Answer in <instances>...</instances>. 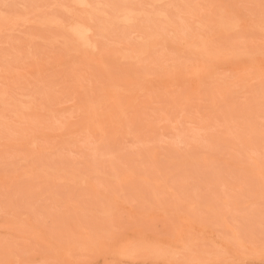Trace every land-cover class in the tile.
I'll use <instances>...</instances> for the list:
<instances>
[{
	"label": "bare ground",
	"instance_id": "1",
	"mask_svg": "<svg viewBox=\"0 0 264 264\" xmlns=\"http://www.w3.org/2000/svg\"><path fill=\"white\" fill-rule=\"evenodd\" d=\"M167 1L171 2V0ZM172 1L174 2V0ZM176 1H179L180 4L182 2L184 3L183 10L185 13H182L185 22L183 21V23L181 22L182 16V18L178 17L180 22L175 21L177 19L176 15L174 19L171 17L172 14H170L166 0H141L139 1L141 4H139V2L137 3L136 0H29L27 2L22 0L20 3H5L2 1L4 3L0 4V85L5 88L0 89V152L5 151L6 153L8 151L11 152L12 149H15L13 151L20 149V151L25 150L29 152V155L25 154V152L24 154L28 157L19 155L14 161L9 154L11 162L10 160L9 162L4 160L8 163L4 164L9 165L10 167L8 166V168L12 169H6V166L4 168L3 163H1L3 166L1 167L0 164L2 169L0 170V182H4L8 177L11 178V176H28V179L46 176L48 173L47 169L51 167L39 163L35 156H40L44 154V152L52 154L58 151L56 148L59 145H78V139L84 137V134L87 138L88 135L89 137L90 135H102L108 136L112 140H118L119 138L129 139L133 131L130 132V130L128 131V129L124 128L125 124H129L136 127L132 134L134 139L135 135H140L141 131H143L142 126L147 125L142 123L143 118L140 115H134L130 112L135 110L132 112L134 113L136 109L144 110V112L147 109L150 110L149 105L152 104V101L148 104H140V102L137 103L135 100L136 95L147 87L149 90L150 87H154L162 92L166 90L169 91L172 86H176L179 87V89L176 88L175 91H183L184 88L187 89V86L189 87L193 84L195 86L197 84H203L204 87L205 84H207L210 86L209 88L207 86L210 90L204 98L206 102H204L203 95H201L202 98H199L202 99L204 103H208V108L212 110L210 113L213 114V116L210 114L209 116L211 117L207 116L208 119L214 118L215 120L218 118V120H221L220 117H217V114H215V111H219L217 100L224 101L231 105L234 103L230 106L231 108L228 111L224 109L225 113L222 114V116L218 113L223 118L226 117L227 112L229 113L227 118L223 120L224 124L222 125H225V128L222 126V128H224L221 129L222 131L215 132L217 130L216 127L214 133H210L208 138L224 145L237 141L235 145L238 146L239 151L244 154V159L240 160L244 176H258V180L260 179V184L262 185L257 182V188L252 190H259L264 194V182H261L262 179L264 180V159L251 155L249 152L250 149L254 148L264 150V122L259 125L255 122L244 120V117L252 115L251 113L254 114L252 116H262L264 118V92L260 90L256 82L259 78H263L264 80V0H202L203 12L199 9L201 4H198V0H195V2L198 4L197 8L199 10L195 8L196 6L194 7L196 4L191 5L188 3V0L187 2L184 0H175V3ZM143 2H146L145 5H142ZM171 4L169 3V5ZM180 4H178V9L181 7ZM173 7L176 8V6ZM175 8H172V11H174ZM182 13L178 15H182ZM158 23H162L164 26ZM22 29H34L37 32L31 35H29V32L27 33V42L29 44H25L28 58L26 60L29 61L30 68L24 67V70L21 69L19 61L15 60L18 59V57L15 58L14 56L15 59L10 61L18 62L17 65L20 69L16 65V68H18L16 70L14 66L12 67L11 62L7 65L6 61H9L2 60L6 58L12 59L13 56L10 57L9 55L12 53H14L13 55L20 54H18V51L16 52L15 49L11 50L10 47L15 48V46L18 45H13L12 37L14 32L17 33V31H21ZM24 30L22 32H24ZM121 30H124V32L126 31L127 33L125 32V34L130 32L131 37L127 35V38L131 39L127 41L126 37H120L119 34L118 37L115 36L117 40L120 37L119 41L115 39L117 45L115 41L110 45L112 41L110 42V40L107 39L109 41L108 45L105 41L106 37L111 39V37H113V32L114 34L119 31L122 33ZM236 33H240L246 37L254 36L257 38V42L260 41L259 39H262L261 41L263 44H260V42L258 44L257 42L246 44L242 41L231 40V37H233L232 35ZM115 35H118V33ZM36 41L40 42L39 44H44V46H50L52 49L55 47L58 48L59 51H62V53L64 52V58H60L61 60L59 59L58 61L55 59V56L58 59L63 55H60L58 51H56L58 53L57 55H55V52L54 57L40 55L41 53L35 52L33 46H30V44H35ZM7 49L11 52L9 53ZM157 49L160 50V53L164 50L168 53L169 51L176 52L179 57L175 55L174 59L173 56L171 57L172 53L170 52L171 54H169L168 57L173 58L172 60L169 58V61H171L169 64L170 66L168 64L167 66L163 65L166 61L163 59V63L158 61L157 64V61H155L150 54L152 51L153 54H155L154 50ZM43 54L45 53L43 52ZM48 54L52 55L50 52H48ZM148 55L152 59L149 58L151 62L148 59L150 63L147 64L149 66L144 65L145 70L148 67H152L153 70L158 68L157 70L159 71L157 72H160V75L158 74L157 77L150 76L149 78L148 76L144 78L142 76L144 70L143 72L141 71L143 68L140 70V65L134 68L139 69L141 72L138 70H136L135 73L134 70L133 73L126 71V68L129 67L132 60H136L138 57L145 58V56L148 57ZM163 55L165 56L166 53L164 52ZM19 60L21 62L22 59L20 58ZM142 60L145 61V59ZM134 63H132V65H135ZM142 63L144 62L142 61ZM154 63H156L157 67ZM86 64L97 71L95 74H89L90 76L85 73V75L89 76L92 84L93 82L95 83V85L93 84L94 88L96 86L97 92L99 93L98 98L95 100L92 98L97 97V94L91 98V100H94L92 102L83 104V102L79 103L78 101L80 104L78 105L77 102L74 101L76 105L72 101L65 102L62 98L60 99L61 96H58V94L52 95V93L58 92L54 89L55 86H53L55 85V83L53 84L54 79H52L53 81L51 83L53 92L51 91L52 87L50 89L48 88L50 93H48L49 90L47 92V89H43V94H38L36 92L22 94V92L18 93L15 90V88L18 87L17 84L14 85L15 78L19 80L22 79L25 81L22 83L25 84L29 81L30 85L27 82L28 85L26 84L25 87L32 90L35 87V83L40 84L36 76H38L37 78H39V76H44L41 77V79L39 78V80L42 81L46 78L45 76L48 77L50 74H54L55 69L56 71L57 69L65 70V68L69 66V68H71L72 66L76 67L79 65H84L86 67ZM122 64H128V66L125 67L124 65L120 67ZM111 65L112 67L114 65V67L119 66V68H122L121 71L124 70L120 74L119 70L117 71L118 73H111ZM82 67L79 66L78 70H80L81 73H84V70L86 72L85 67ZM141 67H143V65ZM72 68L74 69V67ZM150 68L148 69L149 73L150 71L154 72ZM81 69H84L83 72ZM52 70L54 72H49L50 74L48 75V71ZM59 70L57 72H60ZM216 71H219L217 73H220V71L229 72L232 77H229L230 79H222L218 78L221 74H217L218 79H216L214 78V75L216 76L214 72ZM137 73H141L139 76H142V79H140V77L139 79L142 80V87L137 85ZM149 73L146 75H149ZM68 74H66V76ZM61 75H64L63 78H66L65 74H60V76ZM150 75H152V73H150ZM231 75L225 74L226 77ZM62 76L58 78L63 79ZM68 76L67 78L70 79ZM79 77L82 79V75L76 76L78 81H80L78 79ZM83 77H85L84 74ZM233 77L234 79H232ZM30 78L32 79L31 81ZM58 78H56L57 81H59ZM12 79L14 80L12 81ZM7 81H12L14 83L12 86V83L9 82L14 90H8L11 87L7 89L8 86H5ZM32 81H35L33 85L30 83ZM57 81L56 83H58ZM44 82L47 81L45 80L43 83ZM80 82H77L78 85L76 86L74 85L72 87L71 85V88L69 87L74 90L72 91L73 93L71 92L72 94L84 88V85H81L84 81L82 80V82ZM134 82H136V87L134 86ZM9 83L8 85L10 86ZM59 83L56 85L58 90ZM75 83L76 82H73V84ZM237 83L238 85H236ZM38 84L36 85L37 89L39 87ZM92 84L90 83V86ZM30 86H33V88ZM20 87L21 84L19 89ZM46 87H49V84L48 86L45 85L44 88ZM60 88L62 89L63 87L60 86ZM69 88H67V91L66 88H64L65 90L63 89V93L65 92V94H67L66 92L70 91ZM152 89L153 88H151V96L154 94L152 93ZM205 89L206 87L204 90ZM147 90L148 89H146V94H148ZM95 91L94 89L93 93ZM185 92L184 90L183 94ZM187 92H189V89ZM36 94L39 98L36 97ZM183 94H181V97ZM203 94H205V92H203ZM186 95L187 93L184 94L187 98ZM148 96H150V93ZM154 97L155 99L157 98L156 95ZM141 98H143V96ZM61 100H63L62 103H60ZM140 101L144 100L140 99ZM248 101L250 102L248 103ZM174 105H176V103H174ZM179 105L181 106L182 104ZM68 109H70V112L74 110L70 113V118H68L72 119L71 114H75L74 120L66 122L64 127H60L59 125L53 126V124H55L54 122L53 124L46 122L48 118L52 120V115L55 117V115L63 114V112L65 114V111L68 113ZM147 112H145V114ZM230 113H236L237 118L230 117ZM148 115L150 116L151 114ZM61 116L62 115H60V117ZM56 117L58 118L59 116ZM127 117L129 119H127ZM192 118H194V120L196 119L195 116ZM196 121L198 122V120ZM226 123L228 124L227 128ZM2 125L7 126V128H9V126L11 128L14 127V132L11 130L12 135L13 133L14 135L11 136V132L9 133L10 128L6 130L7 128L5 129ZM150 126L153 127V125ZM218 127L221 128V125ZM224 130L226 131L224 132ZM15 131L17 133L16 136ZM154 131L155 128L153 131L151 129L147 130V135H152ZM230 137L234 139V141ZM43 140L47 143L45 144ZM191 146L192 147L188 148V151L184 153L190 156L183 158L182 155H180L178 158L180 162L185 159L210 161L220 160L222 158V156L220 157L216 152L211 151L209 154H203L198 151L196 146ZM79 147L80 145H78V148ZM149 150L152 151L150 153H154L158 156V153L150 148H144L143 152H149ZM4 161L2 160L0 162ZM7 170L20 171V173L17 175V173ZM65 176H70V178L72 176H74L73 178L76 177L74 171L65 173ZM112 176L122 175L113 173ZM12 179L9 180L11 184L13 181ZM76 180L77 178H75L76 184L85 187L89 186L88 188L94 190V187L91 184H87L85 179ZM7 181L5 182L8 183L9 181ZM154 181L156 187L161 188L165 185L162 182L157 184L156 179ZM9 184L10 183L7 185L8 187H10ZM167 186L169 185H166V188L170 187ZM232 186L237 187L231 185V187ZM171 187L168 189L169 191L161 188L163 192H166H162V194H165V196L162 195V199L165 197L167 203L164 204L166 201L160 199V201H163L160 205L163 208L166 206L165 209L160 208L159 203L157 207L156 205H150L145 208L144 206L146 204H143L141 210L139 208L140 205L137 207L139 209H133V207L137 206L136 204L132 203L131 205L129 203H123V201L118 200L112 193H106V191L100 190L101 193L99 192V195L101 194L102 201L105 202V204L99 208H89V211L87 208V213L90 212L91 216L101 217L102 219L114 222V224H112V222L108 221V224H112L111 226L114 229H111L110 225L107 227L108 224L96 223L91 219H86L88 221L86 223L83 222L85 218L82 215H85L86 211L81 214L84 219L78 216V213L80 211V213H82L84 209H82V205L77 202L67 201L63 205L67 207L69 214H66V217L65 215L63 216L65 219L62 217L63 220L61 223H64H62V226H58V229L61 231V233H58V235L60 234L59 237L58 235L56 236V231L51 229L53 228V225H50L53 223L52 219H44V223L46 224L50 221L47 225L50 226V228L47 229V226H43L44 223L42 225L41 220H38L39 222L34 220L36 213L33 211L27 212L28 209H25L27 213H31L32 216L25 212L29 217H33L35 213V217L31 219L23 212L25 211L24 208L23 210L19 208L21 212H17V208H14V210L10 207H0V230L13 236L14 240H26L30 243H37L38 249H40V251L38 249L36 250L35 257L29 258L23 256L22 253L18 254L10 249L7 250V248L3 247L2 249L1 246L0 264H34L36 261H44V264H47V261L48 263L50 261L51 264H98L97 259L99 258H111L120 262L125 260L126 262H130L128 264H232L237 260L234 254L239 255V258H241L242 255L248 254L247 257L249 256L264 262V237L250 239L246 232H242V230L239 231V225H230L228 220L226 221V216L223 215L225 212L220 210L222 212L220 213L219 209L213 207L212 203L214 201H203L205 203L202 204V201H198L197 204L195 201H190V203L189 200L185 201L187 198H183L186 196L182 194L179 195L180 192L177 194V191L174 190V188L171 189ZM95 189L98 191V187L95 186ZM250 191H248V193ZM136 202L142 205L141 198L137 199ZM206 202H208V204ZM199 203L200 205H198ZM125 204H128V208L133 210L131 213L126 210L129 214L123 217L125 218V222H123V219H121L117 213L125 211L122 210L125 208ZM142 207L143 209L149 208L150 211L144 213L142 212ZM118 208H121V210L119 211ZM67 209L65 208V213ZM199 209L200 212L204 213V217L201 216L202 213H199L200 215L198 214ZM90 214L87 215L90 216ZM148 216L150 218L151 216L155 218L154 221L148 218V221L153 222L154 227L158 224L155 225L156 221L160 219V222L158 221L159 227L150 228V226H142V224L144 225L145 223L146 225H150V222L146 221V217ZM156 217H158V220ZM160 217H163V219L165 218V224L162 226H160L162 224ZM120 219L122 220L121 222ZM231 226L233 228L238 227L239 230L236 229L237 231H235L234 229L233 231ZM158 228L160 229L158 230ZM51 230L55 233L52 234ZM195 230H201L202 233L203 230L215 232L214 234L217 235L216 237L219 239L218 248L216 247L215 249L213 245L210 246L214 249H207L210 246H206V249L203 248L210 243L206 242L207 240H205L202 235H196ZM54 236L55 238H52ZM202 242L207 244L204 245ZM243 247L248 250H244ZM227 249H230L231 252H227ZM2 250L4 251L2 252ZM228 253H232V257L231 254L228 255Z\"/></svg>",
	"mask_w": 264,
	"mask_h": 264
},
{
	"label": "rangeland",
	"instance_id": "2",
	"mask_svg": "<svg viewBox=\"0 0 264 264\" xmlns=\"http://www.w3.org/2000/svg\"><path fill=\"white\" fill-rule=\"evenodd\" d=\"M2 1H4L5 3H7V2H9V3L19 2L20 3V1L22 2V0H7V1L6 0H0V4L4 3ZM24 1L27 2L29 0H24ZM139 1H141V0H136L137 3ZM184 1L187 2V0H184ZM171 2H172V4H171ZM171 2H168L166 0V3L168 4L167 7L169 8L170 14L173 15V16L171 15V17H173V19H174V16L176 15L177 19L175 21H178V22H180L178 17H180V18L183 17L182 21H181L183 23L184 15L182 12L185 13V11L183 10L184 3L182 2L180 4L179 1H176V3H175V0H174V2L171 0ZM198 2H199L198 3L199 5L201 4L199 9H201L200 11L203 12L202 0H198ZM137 3H135V4H137ZM145 3L143 2L142 5H145ZM166 3H165V6H166ZM169 3L171 5H169ZM188 3H190L191 5L196 4V5H194V7L196 6L195 8H197L198 4L195 2V0L194 1L188 0ZM139 4H141V2H139ZM139 4H137V5H139ZM173 4H176V5H173ZM178 4L181 5V7H179V9H178ZM139 6H141V5H139ZM170 6H171V8H170ZM173 6H176V8ZM172 8H175L174 11H172ZM177 9H178V11H177ZM181 13H182V15H178ZM158 24L164 26V24H162V23H158ZM23 30L24 29H22L21 31H17V33L14 32V35H16V36L13 35L12 43H13V45H15V44H18V45H16L15 48L10 47V49L11 50L15 49L16 52L18 51V54L20 53L22 56L24 53V56H25L26 50H27L25 44L28 43L27 42L28 41V39H27L28 34L27 33L29 32V35H31V34H35L37 31L34 29H27V30H24V32H22ZM121 31L124 34L120 33V31H119V32H116V33H118V35H115L116 33L114 34V32H113L112 33L113 37H115V36L118 37L119 34H120V37L124 36L127 38L129 35L131 37L130 32H128V34H125L126 31L125 32H124V30H121ZM232 36L233 37L230 36L231 40L242 41V42H245L246 44H253L254 42L255 43L257 42L256 41L257 38L254 36H252V37L247 36L246 37L240 33L233 34ZM113 37H111V39L106 37V40H105L106 43H108L109 42L108 40H110V42L112 41L110 45H112L114 43L113 41H115V39L117 40L116 37L115 38H113ZM120 37H119V39H120ZM119 39L117 41H119ZM129 39H131V38H129ZM129 39L127 38L126 40L128 41ZM259 40L258 41L260 42V44H263L261 41L262 39H259ZM36 42H35V44L33 43L34 45L30 44V46H33V50L35 52H38L39 54L41 53L40 55H48V56L54 57V54L56 51H58V53L60 52V55H62L64 53V52L62 53V51H59V49L56 47L52 49V47L50 48V46L47 47V45L44 46V44H39L40 42H37V44H39V45H37ZM259 42H257V44ZM263 42H264V39H263ZM106 43L104 42L105 46H106ZM115 44L117 45L116 41H115ZM108 45H109V43H108ZM8 51H7V53H8ZM159 51H160L159 49L154 50L155 54H153V51L150 52L151 57H153V59L155 61H157L156 62L157 64H158V61H161V63H163L166 60L165 63H163V65H166V66H167V64L169 65L171 61H169L170 57H168V56L171 53H172L171 57L173 56V58H174L175 55H177V57H179V55L173 51H169V53L166 52L165 50L161 53ZM10 52L11 51H9V53ZM13 52H15V51H13ZM43 52L45 54H43ZM48 52H50V54L52 53V55H49ZM164 52L166 53L167 56L163 55ZM58 53L56 52L55 55H57ZM13 54L14 53L9 54L10 57L13 56L12 59H10V58L7 59L5 57L6 59H4L2 61L8 60L9 62L6 61L7 65H8V63L10 64V62H11L12 67L14 66V68H16V65L18 64V62H16V61L12 62L10 60H13V59L18 57V59H15V60L19 61V66L21 69L24 70V67L30 68V63H28L29 61L26 60V59H28L27 55L25 56V58H24V56L22 58V56L20 54L19 55H17V54L13 55ZM14 56H15V58H14ZM19 57L22 59L21 62L19 60L20 59ZM151 57H149V55H148V57L145 56V58L144 57H138L137 58V59H139V58L145 59L146 64H145V61L142 59L141 60L136 59L137 61L132 60L131 61L132 63H134L135 61L137 62V63L136 62L134 63L136 66L132 65V63H130L129 67L126 68V71L133 73V70H134V73H135L136 70H138L139 72H141V71L143 72V70L145 72L147 70L145 74L143 72L144 75L142 74V76L144 78L148 77V76H149V78H150V76L157 77L158 74L160 75V72L159 73L157 72V71H159V70H157L158 68L156 69L155 67H153V68H155V70H153L152 67L151 68L148 67L146 70L144 68L145 66H149L147 63L151 62V59H152ZM60 58H64V54L62 56H60L58 59L55 56V59L57 61ZM149 58H151V59H149ZM173 58H170V60H172ZM148 59L150 60V62L148 61ZM154 60H153V62H154ZM142 61L144 63H142ZM15 62H16V64H15ZM21 63H22V66H21ZM156 63H154L155 66H156ZM141 64L143 65V67H141L142 66ZM7 65H4V66H7ZM86 65H87L86 67L84 65H82L86 69V72L84 69H81L82 72L84 70V73H81L80 70H78L79 66L82 67L81 65H79V66H76L77 68L75 66H72V67H74V69H77L78 72H77V70H74L72 67L69 68L70 67L69 66V67H67L68 69L65 68V70L57 69V71L59 70L60 72H57L55 69L56 73L53 70L48 71V75L50 74L49 72H54V74L52 73V75L50 74V76H48V77L45 76L46 78H44V80H42V81H40L39 78L41 79V77H44V76H41V77L39 76V78H37L38 76H36V79L38 80V82H40V84H38V83L37 84L41 88L38 87V89H37V86H36L37 84L35 83L34 84L35 90H34L33 86L32 87L30 86L31 88H33L32 90L30 88L28 89V87H25L27 82L29 84V81H27L25 84V83H22V82H25L22 79L19 80L18 78H15V80L12 79V81L13 80L15 81V84L12 81L11 82L9 81V82L12 83V86H13V84L14 85L17 84V86H18V87H16L17 89L15 87L14 88H15L16 92H18V93L22 92V94L27 93V92L28 93L29 92L30 93L36 92L39 94V93H42L43 89L44 90L47 89V92H48V90L51 87H52L51 91L53 92V86H55L54 89L57 90L58 92L52 93V95L58 94V96H61L60 99L62 98L63 100H65V102H69V101L71 102L72 101L74 104H76L75 102H77L78 105H80L79 103L83 102V104H85V103L94 101L96 98H98V94H99L97 92L96 86L94 88L95 83L93 82V84H94L93 85L92 82L90 81V78H89V76H90L89 74H95V73H97V71L93 70V68L90 65H88V64H86ZM124 65L122 64V65H120V67H122ZM137 65H140L139 66L140 70H141V68H143V69L141 71L139 69H135L138 67ZM114 66L112 67V65H111V67H110L111 73H115V72L118 73L117 71L119 70V74H120L124 70L123 69L121 71L122 68H119V66H116V67H114ZM127 66H128V64L125 65V67H127ZM17 67H18V65H17ZM125 67H123V68H125ZM18 68H16V70ZM149 68L154 71V72L150 71V73H152V75H150V73H149V70H148ZM217 72H219V71L214 72L216 74V76L214 75V78H216V79H218V78L230 79L229 77H232L231 73H229V72L228 73H226L225 71H220V73H217ZM221 72H223V73H221ZM85 73L88 74L89 76L85 75ZM147 73H149V75H146ZM60 74H65V76H66V74L70 75V76H68V75L67 76L70 77L71 80L68 79L67 76H66V78H63L64 75L63 76L61 75L63 79H60L61 78ZM83 74L85 77H83ZM139 74L141 75V73H139ZM139 74L137 76L138 81H136V82H138L137 85L141 86L142 80H140V79H142L141 78L142 76L140 77ZM217 74L218 75L221 74V75L218 76ZM225 74L226 75L229 74L231 76L226 77ZM46 75H47V73H46ZM79 75L80 76L82 75V79H80V77L78 79L81 82H82V80L84 81L81 84L82 86L84 85V88L82 87L83 88L82 90L75 91V93L72 94L73 93L72 91H74V90H73V88L70 89L71 88L70 86L72 85V87H73L74 85L75 86L78 85L77 82H80V81H78L76 79V76L78 77ZM217 76H218V78H217ZM222 76H224V77H222ZM58 77H60V78H58ZM139 77H140V79H139ZM56 78H58L59 81H57ZM74 78H75V80H74ZM33 79L36 80L35 78H33ZM52 79H54L55 82ZM84 79H86V80H84ZM146 79H148V78H146ZM232 79H234V77ZM259 79L256 82L259 85L260 90L264 92V80H263V78L262 79L259 78ZM31 80L32 79L30 78V81ZM45 80L47 82L43 83V81H45ZM139 80L141 81V83ZM52 81H53V84L55 83V85L52 84L53 86H51ZM56 81L58 83L60 82L58 85L59 90L57 89L56 85L58 83H56ZM71 81L76 82V83L73 84V82H71ZM9 82L7 81L6 84L4 82L5 86H8L7 89L9 87H11V84ZM19 82H21V83H19ZM33 82H35V81H32L30 83L33 85ZM136 82H134L135 87H136ZM8 83L10 84V86L8 85ZM85 83H87V84H85ZM90 83L92 84L91 86H90ZM1 84H3V83H1ZM20 84H21V87L19 89ZM23 84H24V86H23ZM43 84H44V86H43ZM48 84H49V87L44 88L45 85L48 86ZM198 85L199 84H197L195 86L193 84V85H190L189 87L187 86V89L184 88L183 91L182 90L181 91H179V90L175 91L176 88L179 89V87H176V86L175 87L172 86L169 89V91L166 90V91H162V92H160L161 90L154 88V87H150V90L148 87L143 89L138 94V95H142L143 98H141L142 96L136 95L135 100L137 101V103L140 102V104H142V103L148 104L152 101L151 102L152 104L149 105L150 106L149 108L151 111L149 109H147V110L145 109L146 110L145 112L148 111L146 114H145L144 110L142 111V110H137V109H136V112H134V113H132V112L135 110H132L130 112L131 114H134V115H140L143 118L142 123H145L147 125V126H142L143 131H141L140 135L137 134V136L139 135L138 138L135 135L134 139H133V135H132L134 133V130L136 129V127L134 126L135 127L134 128L132 125L125 124L124 128L128 129V131L130 130V132L133 131L132 134H130L132 137L129 135L130 136L129 139L128 138H119L118 140H112L108 136H102V135H98V136L90 135V137L88 135V138H87V137H85L86 135L83 133L84 137H80L81 140L78 139L79 143L77 142L81 148L80 147L78 148V145H71V146H60L59 145L56 148L58 151H56L52 154L48 153V152H44V154H42L40 156L36 155L35 157L39 163H43V164H46V165L51 167V168L47 169L48 170L47 174L42 173V174H46V176H39L37 178H33L32 176H30L33 179L32 178L28 179L29 178L28 176H24L25 178L23 176H20V177L18 176L19 178L17 176H11V178L8 177L5 180V181H7V180L9 181L13 178L12 184L10 181L9 182L7 181L8 183H10L9 184L10 187L7 186L8 183H6L5 181H4L5 184H4V182H0V207H10L13 209L17 208V210H16L17 212L18 211L21 212V210H23V208H24V210L28 209L27 212L33 211L36 213V215H35L36 217L34 216L35 213L33 214V217H29V215H31V213L30 214L27 213L26 210L23 212L24 213L26 212L27 214H29V215H27L25 213L31 219L35 217L36 219L34 218V220H36V221L41 220L42 225L44 223V219H46V220L52 219L53 223L50 225H53V228H51V229L56 231V233H57L56 236H57L59 232L61 233V231L58 229V226H62V223H64V222L61 223V221L63 220V218L65 219L66 214L67 215L69 214L67 207H65L63 205L67 201L77 202L78 204L82 205L81 206L82 209L84 208L85 210L83 209L82 213H80L81 212L80 211L78 213V216L80 218L81 214H83V212L86 211V214L82 215L85 218V221H83V222L86 223V222H88L87 221L88 219H91L92 221H94L96 223H102L104 225H107L108 221L109 222H112V221L102 219L101 217H97V216H91L90 212L87 213V208L89 211V208H93V207L99 208V207H102L103 204H105V202L102 201L101 194L99 195V192L101 193L102 190L106 191V193H108V192L112 193L113 195L116 196V198L118 200L123 201V203H129L131 205H132V203L136 204L137 206L133 207V209L137 208L138 205H140L139 208L141 210V206H143V204L144 205L146 204L144 206L145 208L150 206V205L151 206L156 205V207H157L158 203L160 205V203L162 204L163 201H166V202H164V204H166L167 200H165V197H163V199H162V195L165 196V194H162V192L164 189L168 190L172 186L171 189L174 188V190L177 191V194H178V192H180L179 195L182 194V195L186 196V197H183L184 199L187 198V199H185V201L186 200H189V202L195 201L196 204L198 203V201L199 202L202 201L201 204L205 203L203 201H208V200H209V202H210V200L214 201L212 203L213 207L219 209V211L221 210V211L225 212V213H223V215L226 216V221L228 220L230 225L231 224L239 225L238 227L240 228V230L238 227L233 228L231 226L233 231H234V229H235V231H237L236 229H238L239 231L242 230V232H246L247 236L250 239H258V238L264 237V194L262 192H260L259 190H257V191L252 190L254 188H257V186H258V184L256 185L257 182H259V184H260V179L258 180L259 177L258 176H244L243 168L240 165L241 164L240 160L244 159V154H242V152L239 151V147L235 145L237 143V141L234 143L230 142L228 145H224V144H221L217 141H213V139L208 138V135H210V133H214L216 127H217L216 128L217 130L215 132L220 131L221 129L225 128V125H222V124H224L223 120H225L227 118L229 113L227 112V115L225 118H223L221 116H222V114L225 113L224 109H226V111H228L231 108L230 106H232L234 103H232V105H231V104L225 103L224 101L217 100V105L219 106V111H215V114H217V117L219 116L221 120H218V118L215 120H214V118L208 119V117L213 116V114L210 113V111H212V110L208 108V106H207L208 103L207 104L204 103V102H206V100L204 98L209 93L208 91L210 89H208V88L210 86L205 84L206 89L204 90L205 87L203 84L199 85V87H198ZM236 85H238V83ZM60 86H62L63 88L61 89ZM207 86H208V88H207ZM1 87H0V89L5 88V87H2V88ZM91 87L96 90L95 91L96 93L95 92L93 93L94 89H92ZM26 88H27V90H26ZM64 88H66V91H67V88H69V90H70V91H68L69 93L68 92H66L67 94H65V92L63 93V91L65 90ZM89 88L92 90H90ZM151 88H153L152 93H154V94H152V96H151ZM172 88H174V89H172ZM199 88H200V91H199ZM11 89H13V88L11 87L8 90L11 91ZM146 89H148L147 90L148 94H146ZM171 89H172V92H171ZM188 89H189V92H187ZM195 89H197V90H195ZM184 90L186 91L185 93H187V95H186L187 98L184 96L185 93L183 94ZM202 90H203V92H205V94H203ZM198 91H199V93H198ZM175 92H176V94H175ZM193 92H195L196 94ZM43 93H44V91H43ZM48 93H50V90ZM149 93H150L151 97H154L156 95L157 98L156 99H155V97L151 98L150 96H148ZM96 94H97V97H94ZM181 94H183L182 97H181ZM44 95H46V94H44ZM79 95H80V97H79ZM201 95L204 96L203 97V99L205 100L204 102L202 101V99L199 98V97L202 98ZM194 96H196V97H194ZM36 97L39 98L37 94H36ZM42 97H44V96H42ZM89 97H90V99H89ZM92 97H94V98H92ZM91 98L94 100H91ZM137 98H139V99H137ZM60 99H58V100H60ZM140 99L144 100V101H140ZM176 99L179 102H177ZM63 100H61L60 103H62ZM145 100H147L148 102ZM78 101H79V103H78ZM249 102L250 101H248V103ZM174 103H176V105H174ZM179 104H182V105L180 106ZM69 110L70 109H68V113H67V111H65V114H64V112H63V114L61 113L60 114V115H62L61 117L58 114L55 115V117L52 115V118L50 117L52 120H50L48 118V120L46 122H50L51 124H53V122H54L55 124H53V126L59 125L60 127H64L66 122L74 120L73 118H74L75 114L74 115L71 114L72 119H68V118H70L69 117L70 113H72V111H74V110H71V112H70ZM138 111H139V113H138ZM73 113H75V112H73ZM148 114H151V115L149 116ZM210 114H211V116H209ZM251 114L254 115L253 113H251ZM252 115L245 116L244 120L248 121V122H255L256 124H259V125H261V123L264 122V118L262 116H252ZM56 116H59V117L57 118ZM191 116L192 117L195 116L196 119L194 120V118H192ZM229 116L232 118H237L236 113H230ZM65 118L67 119V121ZM188 118H192V119H188ZM127 119H129V118L127 117ZM127 119H126V121H127ZM196 120H198V122ZM175 121L177 122V124ZM219 121H221L223 123H221ZM61 125H63V126H61ZM150 125H153V127H151ZM220 125H221V128L218 127ZM2 126L5 129L7 128V126H5V125H2ZM222 126H224V128H222ZM227 126H228V124L226 125V128H227ZM9 128H7L6 130L9 129V133L11 132V136H13L14 133L12 135V131L14 132L15 128L14 127L11 128L10 126H9ZM154 128H155L154 133L152 135H149V134L147 135V130L151 129L153 131ZM171 128H174V129H171ZM225 131L226 130H224V132ZM16 134L17 133L15 131V136H16ZM232 140L234 141V139H232ZM43 141L45 143V140H43ZM41 144H42V142H41ZM191 145L196 146L198 151L203 153V154L204 153L209 154L212 151V152L218 153V155L220 157L222 156V158L220 160H210V161H202L200 159H191V160L185 159V160L180 162L178 160L180 155H182L183 158L190 156V155H185L184 153H186V151H188L187 150L188 148L192 147ZM59 147H61V148H59ZM144 148L152 149L153 151L158 153V156H156L154 153H150V152H152L151 150H149V152H143ZM13 150H15V149H12V151L10 150L11 152L8 151L9 153L8 152L5 153V151L0 152V161L7 160V162H9V160L11 158H12V160L17 159V157H19V155L20 156L22 155V157H23V155L25 157H28L27 155H29L28 154L29 152H27L25 150L20 151V149H18L20 152L17 149H16L17 152L13 151ZM249 152L251 153V155L257 156L260 159H264V150H259V149L254 148V149H250ZM24 153L27 155H25ZM147 153H150V154H147ZM9 154L11 155L10 159H9V157H10ZM37 156H39V157H37ZM10 162H11V160H10ZM16 162H18V161H16ZM1 163H3L4 168H5V166H6V169L8 168L9 165H6L8 163H6L5 161L0 162V164ZM4 163H6V164H4ZM3 166L1 164V167H3ZM1 167H0V170H2ZM6 169H4V170H6ZM8 169H12V168H8ZM7 171L15 172V173H17V175H18V173H20V171L16 172L15 170H12V171L7 170ZM69 171L75 172V176H76L75 178H77V180H79V179L84 180L85 179L87 181V184H91L94 187L95 191L93 189L88 188L89 186L85 187V186H81V185L76 184L75 178H73L74 176L71 177L73 179H71L70 176H65V173H67ZM113 173H118V174H121L122 176H112ZM60 175H62V176H60ZM21 177H23V178L20 179ZM55 178H57V179H55ZM155 179L157 180V182H156L157 184L159 182L160 183L162 182L165 184V185H163L165 188L163 186L161 187V188H163V190L160 187H156V185L154 183ZM262 181L264 182L263 179L261 180V182ZM166 185H169L170 187L167 186L169 188H166ZM231 185H234L237 187H233V186L231 187ZM260 185H262V184H260ZM95 186L98 187V191L95 189ZM250 190H252V191H250ZM176 191H174V192H176ZM248 191H250V192L248 193ZM163 193H166V192L164 191ZM140 198L142 199V205H141V203L138 204L139 202H136L137 199H140ZM160 199L163 201H160ZM206 203L208 204V202H206ZM164 204H163V206H164ZM198 205H200V203ZM159 207L163 208L161 205ZM19 208L20 209L22 208V209L19 210ZM65 208L67 209L66 213L64 211ZM139 208H137V209H139ZM145 208L143 209V207H142V212L147 213L148 211H150L149 208H147L148 210ZM165 208H166V206L163 209H165ZM133 209H129L128 204H125V208H123L122 210H125V211L128 210L129 213H131V211ZM120 210H121V208L119 209V211ZM125 211L124 212L120 211V213L119 212L117 213L118 216H120V218L123 219V222H125L124 221L125 218H123V217H125V216H127V214H129V213H127V211L126 212ZM221 211H220V213H222ZM199 213H202V212H200V209L198 211V214ZM87 214H90L91 217L88 216ZM203 214L204 213H202L201 216H203ZM64 215H65V217H63ZM82 216H81V218H83ZM114 216L118 217L116 215H114ZM158 217H156L157 220H158ZM148 218L150 220H153V221L155 219L152 216H151V218L148 216V217H146L147 222H150V221H148ZM160 218L162 220V224L160 226H162L165 224L164 223L165 218L164 219H163V217H160ZM121 219H120V222L122 221ZM80 220H82V219H80ZM158 221L160 222V219ZM158 221H156L155 225L157 223L159 224ZM48 222L50 223V221H48ZM49 223H47V224L44 223L43 226L46 227ZM112 224H114V222H112ZM112 224H108L107 227H109V225H110V228L114 229L111 226ZM158 224L156 225L157 227H159ZM237 225H235V226H237ZM142 226H144V227L150 226V228L154 227L152 221L150 222V225L149 224L146 225V223H145L144 225L142 224ZM46 228L48 229V228H50V226H47ZM188 228H190V227H188ZM159 229L160 228H158V230ZM195 231H196V235H198V234L202 235L205 238V240H207L206 242L210 243L209 245H205L207 243L202 242L205 245L204 246L202 244L204 246L203 248L206 249V246L208 247L210 245H213V247L215 246L214 247L215 249H216V247L218 248L219 239H218V237H216L217 235L214 234L215 232H211L209 230H203V233L201 230H195ZM51 232H52V234L55 233L52 230H51ZM228 234H231V233H228ZM0 235H1L0 236V247L2 246L1 247L2 249L4 247V248H7V250L10 249L13 252H17L18 254L22 253V255L25 257H29V258L35 257L36 250L38 249L37 243H34V242L30 243L26 240H20V241L14 240L13 236H11L10 234H8L6 232H2L1 230H0ZM59 236H60V234L58 235V237ZM52 238H55V236ZM210 247L207 249H214V248H212V246H210ZM39 248H40V246H39ZM243 249L248 250L247 248H244V247H243ZM38 250L40 251V249H38ZM3 251L4 250H2V252ZM227 252H231V250L227 249ZM230 254L232 257V253H228V255H230ZM247 255H242L241 258H239V255L234 254L235 259H237V260H236V262H233L232 264H264V262H262L261 260H258V259H255V258H252L249 256L247 257ZM97 262H98V264H128V263H130V262H126L125 260L123 262L115 261L111 258H108V259H100L99 258V259H97ZM46 263L51 264L50 261H49V263H48V261ZM34 264H44V261H41V262L36 261Z\"/></svg>",
	"mask_w": 264,
	"mask_h": 264
}]
</instances>
